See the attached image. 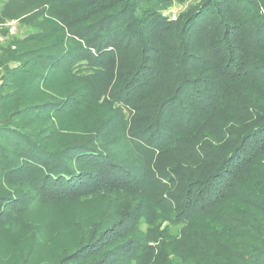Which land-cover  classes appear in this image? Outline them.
<instances>
[{"label":"trees","instance_id":"obj_1","mask_svg":"<svg viewBox=\"0 0 264 264\" xmlns=\"http://www.w3.org/2000/svg\"><path fill=\"white\" fill-rule=\"evenodd\" d=\"M0 264H264V0H0Z\"/></svg>","mask_w":264,"mask_h":264},{"label":"rangeland","instance_id":"obj_2","mask_svg":"<svg viewBox=\"0 0 264 264\" xmlns=\"http://www.w3.org/2000/svg\"><path fill=\"white\" fill-rule=\"evenodd\" d=\"M180 8H181V7H180ZM180 8L176 6V8H173V10H171V11H172L171 17H174V20L176 19V15H177V13L180 11ZM171 20L174 21L172 18H171ZM9 25H11V28H10L11 32H12V33H15V31H16V30H15V25H16V23H15V24L12 23V24H9Z\"/></svg>","mask_w":264,"mask_h":264},{"label":"built area","instance_id":"obj_3","mask_svg":"<svg viewBox=\"0 0 264 264\" xmlns=\"http://www.w3.org/2000/svg\"><path fill=\"white\" fill-rule=\"evenodd\" d=\"M172 19H174V17H172Z\"/></svg>","mask_w":264,"mask_h":264}]
</instances>
